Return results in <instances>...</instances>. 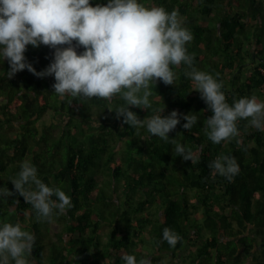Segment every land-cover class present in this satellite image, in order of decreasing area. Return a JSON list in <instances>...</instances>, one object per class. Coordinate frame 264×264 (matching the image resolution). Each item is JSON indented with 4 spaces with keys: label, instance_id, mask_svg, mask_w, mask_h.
I'll return each instance as SVG.
<instances>
[{
    "label": "trees",
    "instance_id": "16d2710c",
    "mask_svg": "<svg viewBox=\"0 0 264 264\" xmlns=\"http://www.w3.org/2000/svg\"><path fill=\"white\" fill-rule=\"evenodd\" d=\"M140 2L178 10L192 33L186 48L193 67L222 81L229 103L253 95L264 100V0ZM24 55L39 72L53 50L29 45ZM8 69L5 60L0 71ZM173 70L174 85L157 79L149 112L164 105L162 116L176 110L198 119L188 130L181 119L168 133L172 141L141 140L144 129L110 111L123 102L118 96L60 97L52 76L27 69L12 78L0 73V187L12 193L0 197V220L19 221L35 235L30 264H123L125 253L151 264H264V129L240 119L236 136L212 143L204 123L211 111L185 76L191 69L181 63ZM130 110L140 119L148 115ZM48 111L62 119L37 127ZM177 143L191 152L193 163L176 156ZM221 154L239 164L231 181L209 167ZM22 161L34 164L44 183L61 187L72 207L39 219L11 183ZM51 222L61 228L55 240L48 237ZM101 226L109 228L105 241ZM166 226L180 236L174 247L161 239Z\"/></svg>",
    "mask_w": 264,
    "mask_h": 264
},
{
    "label": "clouds",
    "instance_id": "9594fccd",
    "mask_svg": "<svg viewBox=\"0 0 264 264\" xmlns=\"http://www.w3.org/2000/svg\"><path fill=\"white\" fill-rule=\"evenodd\" d=\"M192 38L178 10L146 7L140 0H103L95 4L91 0H0V64L7 60L9 65L7 72L0 73L8 78L27 69L40 78L54 77L53 92L60 97L111 101L118 96L123 102L110 111L137 131L144 129L146 135L141 140L158 137L172 141L168 133L181 119L185 121L182 128L188 130L198 117L176 110L162 116L163 104L149 112L150 97L157 79L174 85L177 77L173 66L183 63L191 69L185 76L211 111L204 123L212 143L236 136L240 119H247L257 130L264 129V100L253 95L229 103L222 81L193 67V56L186 48ZM29 45H46L53 50L50 63L39 72L24 55ZM78 48L83 50L77 52ZM130 108L147 110L148 115L140 119ZM175 153L194 162L191 152L180 143L175 145ZM209 167L228 181L239 172L235 157L224 154L212 160ZM11 183L39 219L51 220L72 207L71 197L61 187L44 183L30 161L20 163ZM10 195L6 187H0V197ZM35 239L19 221L0 220V264H30ZM161 239L174 247L180 236L166 226ZM121 260L123 264H151L148 258L137 259L127 253Z\"/></svg>",
    "mask_w": 264,
    "mask_h": 264
},
{
    "label": "rangeland",
    "instance_id": "374dc122",
    "mask_svg": "<svg viewBox=\"0 0 264 264\" xmlns=\"http://www.w3.org/2000/svg\"><path fill=\"white\" fill-rule=\"evenodd\" d=\"M203 24H207V22H203ZM62 119V116H56V117H53V114H52V112L51 111H48L47 113H45L43 116H42V118L39 120V121H37V123H36V125H37V127H40V125L42 124V123H46V124H48V123H50V122H52V121H59V120H61ZM65 121H66V119L65 120H63L61 123H59L58 125L60 126H62L64 123H65ZM59 130L58 129H55V132L57 133ZM55 133V134H56ZM48 229H49V233H48V237L50 238V239H52V240H55V234H57L60 230H61V228H60V226L57 224V223H49L48 224ZM100 233H101V235H102V238H103V240L105 241V240H107V237H108V234H109V228L108 227H105V226H101V228H100ZM166 259H164L163 261H165Z\"/></svg>",
    "mask_w": 264,
    "mask_h": 264
}]
</instances>
